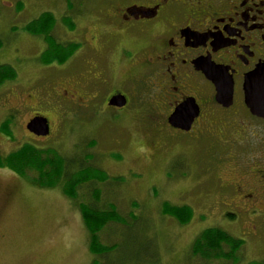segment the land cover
Masks as SVG:
<instances>
[{"label": "rangeland", "instance_id": "obj_1", "mask_svg": "<svg viewBox=\"0 0 264 264\" xmlns=\"http://www.w3.org/2000/svg\"><path fill=\"white\" fill-rule=\"evenodd\" d=\"M18 1L0 0V65L11 66L17 74L15 81L0 87V124L11 119L12 131L11 137L0 133V155L27 143L56 150L72 170L91 165L109 179L122 178V183L109 181L99 186L98 205L115 206L127 225L111 224L103 230L100 241L115 244L116 249L99 257L98 263L232 264L191 254L196 237L210 227L222 228L245 241L238 264L263 261L264 208L256 215L229 208L227 213L235 218L218 220L224 211L220 203L229 197L222 186L239 179V164L264 157L263 133L245 124L246 128L240 129L244 141L230 156V150L215 143L216 138L207 130L153 127L158 118L146 112L142 84L126 80L124 64L115 65L121 55L112 49L105 55L104 67L114 82L109 89L102 88L97 102H87V96L101 88L96 81H89L87 65L93 69L97 63L93 40L97 27L103 25L100 17L108 1L22 0L23 7L17 11ZM43 12L56 19L53 38L80 44L62 66L42 64L43 38L23 31ZM65 17L73 29L64 24ZM111 42V38L106 39L105 49L113 48ZM122 88L130 95L129 107L104 108L100 102L104 93ZM72 93L82 102L63 99L64 94ZM34 114L48 119L49 138H36L26 130ZM77 192L79 202L90 201L87 186ZM165 202L187 204L194 211L192 220L179 225L163 215ZM93 259L89 234L76 204L62 194L60 186L42 189L0 169V264H91Z\"/></svg>", "mask_w": 264, "mask_h": 264}, {"label": "flooded vegetation", "instance_id": "obj_2", "mask_svg": "<svg viewBox=\"0 0 264 264\" xmlns=\"http://www.w3.org/2000/svg\"><path fill=\"white\" fill-rule=\"evenodd\" d=\"M107 1L108 7L100 17L103 25L97 27L93 40L97 63L93 69L87 65L89 81H96L101 88L87 96V102H97L102 88L109 89L114 82L104 67L105 55L112 49L121 55L115 65L124 64L126 80L136 79L142 84L146 112L158 118L152 122L153 127H171L168 118L174 109L193 99L198 115L191 130L209 131L215 143L230 150V156L244 141L240 129L246 128L245 124L263 133L264 144V118L251 115L244 105L243 93L245 78L264 65V0ZM106 37L111 38L113 48L105 49ZM206 74L218 80L225 91H231L229 107L217 103L215 85ZM108 92L100 101L104 108L129 107L131 98L123 88ZM117 94L126 99L122 108L108 105ZM63 99L82 102L75 93L64 94ZM48 125V136H33L49 138V121ZM234 129L236 132L231 133ZM238 167L239 179L222 186L229 197L220 201L224 211L219 221L227 220L229 208L245 215H256L264 208V157L242 162Z\"/></svg>", "mask_w": 264, "mask_h": 264}, {"label": "trees", "instance_id": "obj_3", "mask_svg": "<svg viewBox=\"0 0 264 264\" xmlns=\"http://www.w3.org/2000/svg\"><path fill=\"white\" fill-rule=\"evenodd\" d=\"M23 1L19 0L16 10L20 11ZM56 19L50 12H43L35 20L24 26L23 31L36 38H43L45 48L40 55V61L44 65H64L76 51L80 44L58 42L52 37L51 31ZM65 25L73 29L68 17L63 19ZM2 41L0 40V49ZM17 77L16 71L9 65H0V87L4 83L13 82ZM11 119L0 124V133L7 137L12 136L10 129ZM0 169H7L17 176L26 179L33 185L42 189H51L60 186L62 194L75 202L89 234V251L94 256L91 264H99L98 258L111 255L115 244H104L100 241V234L111 224L124 225L125 218L118 212L115 206L101 207L98 205L101 199L99 186L106 182L122 183V178H111L105 172L95 166H81L77 170L70 168L69 162L54 149H40L31 144H24L19 149L0 155ZM87 186L90 189V201H78V188ZM137 206L134 204V207ZM162 214L173 218L179 225L188 224L193 216V209L185 205H173L163 203ZM233 220L234 214H227ZM228 221V220H225ZM134 236V235H133ZM245 241L226 230L218 227L204 229L194 240L191 254L206 260H220L238 264L239 252ZM248 264H264L263 261H253Z\"/></svg>", "mask_w": 264, "mask_h": 264}, {"label": "water", "instance_id": "obj_4", "mask_svg": "<svg viewBox=\"0 0 264 264\" xmlns=\"http://www.w3.org/2000/svg\"><path fill=\"white\" fill-rule=\"evenodd\" d=\"M207 77L214 83L216 88V101L218 104L229 107L232 103L231 91H225L218 80L210 74ZM244 104L251 115L264 118V65L256 68L243 84ZM126 99L122 94L112 96L108 105L122 108L126 105ZM198 115V106L193 99H188L177 106L169 116V125L183 132H189L193 120ZM26 130L36 137H46L49 135V125L45 117L35 116L26 125Z\"/></svg>", "mask_w": 264, "mask_h": 264}]
</instances>
